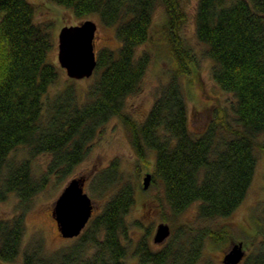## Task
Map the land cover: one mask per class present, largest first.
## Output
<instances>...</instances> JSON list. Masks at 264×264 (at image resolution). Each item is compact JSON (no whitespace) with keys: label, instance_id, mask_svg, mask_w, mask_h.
Wrapping results in <instances>:
<instances>
[{"label":"trees","instance_id":"trees-1","mask_svg":"<svg viewBox=\"0 0 264 264\" xmlns=\"http://www.w3.org/2000/svg\"><path fill=\"white\" fill-rule=\"evenodd\" d=\"M48 1L73 10L82 20L98 17L103 25L115 27L121 44L97 53L95 79L86 88L84 101L73 84L46 101L60 73L49 60L55 48L52 25L35 20L36 7L30 0H0V202L16 194L20 206L28 208L51 176L75 178V169L87 158L100 129L119 117L138 158L148 162L147 157L155 154L153 182L163 185L174 217L193 205L199 221L231 216L246 199L259 153L264 154V0L197 2L195 32L204 55L213 62L212 77L234 96L230 106L213 109L201 133L188 125V99L181 80L199 66L181 34L188 0ZM160 5L167 19L157 44L163 42L171 51L174 70L146 118L137 121L125 107L127 99L141 90L151 54L138 53V48L151 39V23ZM21 145L29 157H11ZM42 153L51 159L36 177L32 160ZM118 169L115 160L105 171L91 175L98 196L108 192L112 196L102 211L93 213L73 246L52 258L41 256L39 249L24 251L21 264H126L129 248L123 239H128V216L137 202V188L124 182ZM23 213L0 219L3 262L16 264L19 259ZM253 225L262 239L242 264H264V219H255ZM177 227L159 250L140 240L139 264H197L208 239L230 237L227 230L210 226Z\"/></svg>","mask_w":264,"mask_h":264},{"label":"rangeland","instance_id":"rangeland-1","mask_svg":"<svg viewBox=\"0 0 264 264\" xmlns=\"http://www.w3.org/2000/svg\"><path fill=\"white\" fill-rule=\"evenodd\" d=\"M35 4L36 17L39 23L51 24V31L55 38V48L50 54V59L59 67V76L55 83L49 87L46 95V101L53 99L68 85L73 84L80 93L81 99H86V88L91 85L95 79L93 74L90 77L73 79L69 77L66 70L60 66L58 59V34L65 25L77 24L82 19L76 17L73 10L64 6L52 3L48 0H30ZM198 0H188L185 3L187 12V22L184 24L181 34L186 43L190 45L198 57V67H195L188 76L181 80L187 93L189 107V127L193 132L201 133L207 126L213 109L217 106H230L234 101V96L229 92H224L212 77L213 62L204 55V46L199 42L196 35V6ZM98 23L96 38V52L98 53L105 47L116 49L121 44L116 28L106 26L93 18ZM166 10L162 5L158 6L151 27V39L145 44H141L138 53L149 51L151 60L144 75L141 90L127 99L126 112L137 121H143L155 104L158 95L162 92L164 84L168 83L171 73L174 70V62L171 51L165 44L158 43L160 39L159 32L162 24L166 21ZM159 37V38H158ZM155 39L156 41H153ZM264 142V136L261 138ZM87 158L75 169V175L89 174L85 190L91 196L95 203L94 214L102 211L105 202L112 196L108 192L104 197L98 196L92 184L95 172L105 171L113 161L119 163V174H122L124 182H129L137 188V202L133 206L129 216V240H125L128 245V252L125 259L126 264H139L136 255V247L139 240L147 237L149 243L155 250H159L161 245L153 242V235L158 224L168 223L172 234L174 228L183 223H189L193 226H210L219 230H227L230 237L220 241L207 240L204 249L197 264H223V256L231 248L234 242H244L246 255L253 253L262 237L254 232L255 219H264V154L259 153L256 171L250 183V188L244 202L229 217L218 218L214 221H199L197 218V206H189L186 211L178 217H174L171 209L168 207L164 198V189L161 182L154 184L153 170L155 163V154L151 153L147 157L148 162L141 161L129 137V131L126 125L119 117L111 118L97 137L93 139ZM28 149L24 146L18 147L12 152L11 157L17 160H23L29 157ZM50 154L42 153L32 160L33 174L39 177L47 170L50 162ZM147 172L152 173V180L148 188H144L143 181ZM74 176H69L60 180L53 175L50 178L46 188L34 196L31 205L28 208H22L20 199L16 194L9 195L4 202H0V219L11 218L20 215L23 210L25 231L22 242V250L16 264L22 263L24 251L39 249L41 256L52 258L68 250L77 241V238H65L57 229V224L52 216V209L65 186ZM139 183V185H138ZM178 228V227H177ZM176 228V229H177ZM178 230V229H177ZM77 237V236H76ZM172 238V235L169 239ZM170 241V240H169ZM94 249L89 251L92 254ZM88 254V253H87ZM86 254V255H87ZM245 255V256H246ZM3 262L0 259V263ZM242 264V262L240 263Z\"/></svg>","mask_w":264,"mask_h":264},{"label":"water","instance_id":"water-1","mask_svg":"<svg viewBox=\"0 0 264 264\" xmlns=\"http://www.w3.org/2000/svg\"><path fill=\"white\" fill-rule=\"evenodd\" d=\"M98 23L91 18L77 24L65 25L58 34V59L71 78L90 77L97 67L96 38ZM87 177L72 178L56 200L52 215L58 230L64 237L80 235L95 209L91 196L85 192ZM143 186L148 188L152 173L144 176ZM154 241L164 242L171 234L168 223L161 222L155 229ZM242 241L233 243L223 256V264H240L245 258L246 249ZM11 264V263H0Z\"/></svg>","mask_w":264,"mask_h":264},{"label":"flooded vegetation","instance_id":"flooded-vegetation-1","mask_svg":"<svg viewBox=\"0 0 264 264\" xmlns=\"http://www.w3.org/2000/svg\"><path fill=\"white\" fill-rule=\"evenodd\" d=\"M92 216H93V215H92ZM91 218H92V217H91ZM90 220H91V219H90ZM90 220H89L88 222H90ZM88 222H87L86 227H87L88 224H89ZM86 227H85V228H86ZM85 228H84V230H85ZM57 229H58V228H57ZM129 229H130V227H129ZM84 230H83V231H84ZM83 231H82V233H83ZM155 231H156V230H155ZM58 232L60 233L59 230H58ZM82 233H81V234H82ZM60 234H61V233H60ZM61 235H62V234H61ZM154 235H155V233H154ZM154 235H153V239H151V240H153V242L156 243V244H158V245H161V244H162L161 247H163L164 244H165L166 242H168L169 237L172 235V229H171V234H170V236H169L164 242H162V243H157V242H155V241H154ZM62 236H63V235H62ZM79 236H80V235H79ZM79 236L77 235V237H65V238H70V239H72V238H78ZM63 237H64V236H63ZM128 238H129V231H128ZM144 239L149 243V241L147 240V237L144 238ZM144 239H143V240H144ZM125 240H129V239H123V242H124ZM139 241H140V240H139ZM125 244H126V242H125ZM149 244H150V243H149ZM126 245H127V244H126ZM150 245H151V244H150ZM127 246H128V245H127ZM151 246H152V245H151ZM152 247H153V246H152ZM153 248H154V247H153ZM128 250H129V249H128ZM126 252H128V251H126ZM87 253H88V254L86 255V257H89L91 254H89V252H87ZM136 256H137V258H138V255H136ZM125 257H126V256H125ZM124 261H125V259H124ZM138 262H139V258H138Z\"/></svg>","mask_w":264,"mask_h":264}]
</instances>
